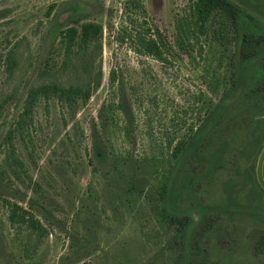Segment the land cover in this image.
Here are the masks:
<instances>
[{
	"label": "rangeland",
	"instance_id": "1",
	"mask_svg": "<svg viewBox=\"0 0 264 264\" xmlns=\"http://www.w3.org/2000/svg\"><path fill=\"white\" fill-rule=\"evenodd\" d=\"M130 1L0 0V264L179 260L180 226L160 219L154 171H167L172 147L228 88L234 46L219 37L220 30L207 33L216 26L201 32L189 0H135L136 6ZM85 21L103 27L101 47L91 54L92 74H101L99 86L74 112L50 95L38 98L26 113L31 87L83 79L80 65L62 64L60 31ZM146 29L147 36L161 34L166 60L135 51L134 40L125 34ZM122 97L125 111L118 107ZM101 109L106 158L98 161L91 129L96 125L101 131ZM240 125L246 126L223 123L216 141ZM227 176L199 185L204 204L222 201L219 181ZM8 200L36 217L44 229L40 235L9 221ZM193 202L188 197L183 204ZM260 228L246 217L225 216L211 234L196 235L201 258L194 251L192 261L264 264V252L253 247Z\"/></svg>",
	"mask_w": 264,
	"mask_h": 264
},
{
	"label": "trees",
	"instance_id": "2",
	"mask_svg": "<svg viewBox=\"0 0 264 264\" xmlns=\"http://www.w3.org/2000/svg\"><path fill=\"white\" fill-rule=\"evenodd\" d=\"M191 16L194 24H198L204 34L207 27H217L207 32L219 37L226 43H232L233 71L230 84L217 103L199 118L196 127L180 138L169 153L167 171L155 170V189L153 190L155 206L159 207L160 219H168L179 224L177 239L181 241V254L176 264H201L193 262L192 254L198 252L201 258V240L196 235L211 234L214 227L225 219L235 215L246 217L262 225L254 239V251L264 252V190L255 176L254 160L264 147V1L261 0H189ZM136 6L137 1H130ZM60 31L63 43L64 66L80 65L83 79L73 83H45L31 87L25 98L23 110L29 113L38 98L48 99L55 96L60 102L74 112L78 103L87 101L92 91L99 86L101 74H92V51L101 47L102 25L94 21L77 23ZM126 32V31H125ZM144 32H136L132 36L126 32L130 40H134L135 51L152 56L157 60H166L167 45L157 36ZM206 34V33H205ZM124 41L125 36L118 37ZM10 66L13 59H7ZM115 79L112 71L111 80ZM218 86L216 82L215 87ZM123 97L118 107L125 111ZM126 104V103H125ZM103 109L99 112L101 131L92 126L93 155L98 161L106 158L103 142L105 126ZM233 121L240 125L227 136L216 141L222 124ZM10 140V135H9ZM233 144L237 145L234 146ZM237 149V153L234 151ZM241 163L238 164L237 160ZM226 173V179L220 180L223 199L216 205L204 204L197 195L199 185L205 180ZM264 177V164H263ZM249 188L245 189V184ZM192 197L194 202L184 206L183 201ZM8 215L12 224L23 226L29 234L40 235L43 227L30 212L22 209L17 202L10 203ZM31 207L32 200L29 202ZM20 212V213H19ZM82 264H91L84 261Z\"/></svg>",
	"mask_w": 264,
	"mask_h": 264
},
{
	"label": "water",
	"instance_id": "3",
	"mask_svg": "<svg viewBox=\"0 0 264 264\" xmlns=\"http://www.w3.org/2000/svg\"><path fill=\"white\" fill-rule=\"evenodd\" d=\"M263 164H264V147L262 148L257 158V164L255 169L257 182L260 185V187L264 190Z\"/></svg>",
	"mask_w": 264,
	"mask_h": 264
}]
</instances>
